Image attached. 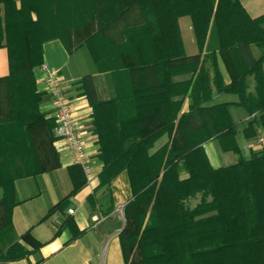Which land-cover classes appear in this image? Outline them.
<instances>
[{
	"label": "trees",
	"instance_id": "16d2710c",
	"mask_svg": "<svg viewBox=\"0 0 264 264\" xmlns=\"http://www.w3.org/2000/svg\"><path fill=\"white\" fill-rule=\"evenodd\" d=\"M135 3L144 23L127 29L120 44L105 37L103 27ZM95 17L101 28L87 43L97 70L114 74L116 96L98 99L89 76L80 82L93 108L103 162L98 188L110 189L122 175L129 184L119 235L123 264H264V148L242 156L230 110L236 104L253 116L245 138L264 129V15L251 16L240 0H0V46L8 49L11 69L0 79V190L9 215L15 181L48 168L37 135L44 147L56 139L55 119L40 108L49 96L37 92L44 44L66 40L73 26ZM252 46L262 53L249 62L245 52ZM220 56L236 73L229 84ZM216 92L238 101L211 104ZM164 136L168 140L156 147ZM208 141L239 160L214 168L204 149ZM69 171L72 190L44 219L64 211L86 185L80 165ZM67 222L78 237L74 219ZM137 251L143 257L138 263ZM25 253L17 242L2 257Z\"/></svg>",
	"mask_w": 264,
	"mask_h": 264
},
{
	"label": "crops",
	"instance_id": "0c3cea01",
	"mask_svg": "<svg viewBox=\"0 0 264 264\" xmlns=\"http://www.w3.org/2000/svg\"><path fill=\"white\" fill-rule=\"evenodd\" d=\"M240 1L251 16L264 15V0H252L256 3L255 7L251 6L250 0ZM89 7L93 11V7ZM86 11L92 13L88 9ZM144 21L140 5L131 4L119 18L103 27L104 35L120 44L125 40L127 29L142 25ZM182 27L187 34L190 33V25L186 20ZM72 28L73 31L66 40L56 38L44 44V61L50 67L59 70L62 88L72 99L78 130L92 164V177L88 178L84 172L87 178L86 185L70 198L69 206L64 211H58L44 219L48 210L72 190L73 181L69 166L74 164L63 141L56 137L53 142L46 144L45 150L39 151V154L48 168L15 181V204L10 215L8 202H1L0 190V250L5 253L17 242L22 243L26 250L20 258L8 259L0 256V264H123L125 261L119 235L125 225L124 205L129 196V184L126 176L122 175L110 189L98 188L103 162L98 158L99 143L98 135L93 129V108L83 83L80 82L89 76L95 96L98 99H110L117 93L114 74L97 70L87 43V39L101 28L98 17ZM249 51L255 57L260 55V50L255 46ZM219 65L224 82L231 83L236 73L228 72L221 56ZM10 73L8 49L0 46V79L8 77ZM36 76L37 92L44 93L39 68ZM184 77L186 76H179L178 79ZM249 83L252 91L254 88L252 76L249 77ZM237 101L238 97L234 94L216 92L211 104ZM48 107L47 100L40 106L42 112L51 117ZM188 109L189 101L186 100L183 110ZM230 110L238 124L237 140L242 156L249 158L253 152L262 149L260 145L255 144L254 138L247 139L243 134L252 117L236 104H233ZM204 149L214 168L232 164L240 158L237 153L223 152L217 141L206 142ZM91 196L94 199H90ZM113 197L116 199L114 209L109 212ZM70 208L75 210L74 213L69 212ZM68 217L74 219L81 232L76 238L67 222Z\"/></svg>",
	"mask_w": 264,
	"mask_h": 264
},
{
	"label": "built area",
	"instance_id": "2783aa9c",
	"mask_svg": "<svg viewBox=\"0 0 264 264\" xmlns=\"http://www.w3.org/2000/svg\"><path fill=\"white\" fill-rule=\"evenodd\" d=\"M40 77L43 81V90L49 96L48 113L55 119L54 129L58 139L64 142L72 156L74 164L80 165L88 178L92 177V164L89 153L78 131L77 123L72 112V101L62 88V78L56 68L50 67L46 62L39 67ZM258 145L264 147V129L257 134ZM70 208L69 212L74 213Z\"/></svg>",
	"mask_w": 264,
	"mask_h": 264
},
{
	"label": "rangeland",
	"instance_id": "374dc122",
	"mask_svg": "<svg viewBox=\"0 0 264 264\" xmlns=\"http://www.w3.org/2000/svg\"><path fill=\"white\" fill-rule=\"evenodd\" d=\"M250 2V4H251V6L252 7H255V2L254 1H252V0H250L249 1ZM18 5H20V1H18ZM33 16H36L35 14H33ZM256 47V46H255ZM258 48V47H257ZM259 49V48H258ZM260 50V49H259ZM261 53H262V51L260 50V55H261ZM258 54V53H257ZM259 55V54H258ZM259 55V56H260ZM245 56H246V58H247V60L249 61V62H251L254 58L255 59H257L259 56H257V57H255V55L251 52V51H249V50H246V52H245ZM235 69H237V67L235 66ZM228 70V69H227ZM228 72L229 73H234V72H230L229 70H228ZM64 90V89H63ZM45 93V92H44ZM71 99V98H70ZM47 101H49V98L47 99ZM71 101H72V99H71ZM72 104V112H73V114H74V118H75V120H76V123H77V118H76V115H75V113H74V108H73V103H71ZM251 117H253V116H251ZM77 128H78V126H77ZM79 131V130H78ZM36 139H37V144H39V147H38V149H39V151H42V150H45V147L43 146V141H42V137H40L39 135H37V137H36ZM168 140V137L167 136H164L159 142H157V144H156V147H160L161 145H162V143H165L166 141ZM84 141V140H83ZM254 141H255V144H258V138H257V136L254 138ZM162 142V143H161ZM85 143V142H84ZM159 143H160V145H159ZM264 148V147H263ZM200 198V195L196 198H193L190 202H189V204L191 205V206H194L197 202H198V199ZM119 208H121V207H119ZM119 213V212H118ZM3 251H1L0 250V256H2L3 255ZM143 259V257H142V254L139 252V251H137L135 254H134V256H133V261L134 262H136V263H138V262H140L141 260Z\"/></svg>",
	"mask_w": 264,
	"mask_h": 264
}]
</instances>
